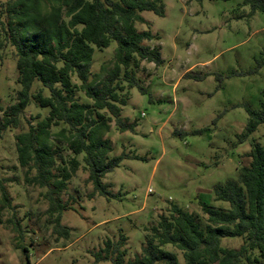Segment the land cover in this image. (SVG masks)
Here are the masks:
<instances>
[{
    "label": "rangeland",
    "instance_id": "374dc122",
    "mask_svg": "<svg viewBox=\"0 0 264 264\" xmlns=\"http://www.w3.org/2000/svg\"><path fill=\"white\" fill-rule=\"evenodd\" d=\"M163 3V15L138 10L144 21L135 22L139 32L153 33L144 44L157 46L163 58L161 64L142 62L137 75L147 91L131 87L121 106L122 116L135 129L120 131L112 120L108 133L111 155L126 156L103 177L108 196L92 194L94 186L83 167L73 175L60 195L71 207L62 216L68 236L54 231L48 187L26 182V169L18 160L16 134L36 125L48 109L31 103L22 126L0 139V185L13 206L1 207L0 264H114L112 259L96 261L94 255L108 239L127 249L128 262L141 253L147 229L171 204L205 220L200 201L229 207L215 199V185L238 179L252 141L264 145V122L240 142L249 119L247 106L259 110L264 97V11L251 13L244 0ZM116 45L95 47L91 78L105 75L103 65L113 58ZM17 77L16 60L7 49L0 60L4 107L16 100ZM78 96L87 100L83 92ZM63 153L69 155L66 147ZM1 194L0 188V206ZM13 213L22 223V235L8 221ZM242 242V236L221 239L225 247L237 248ZM164 248L183 261L180 250L171 244Z\"/></svg>",
    "mask_w": 264,
    "mask_h": 264
},
{
    "label": "trees",
    "instance_id": "16d2710c",
    "mask_svg": "<svg viewBox=\"0 0 264 264\" xmlns=\"http://www.w3.org/2000/svg\"><path fill=\"white\" fill-rule=\"evenodd\" d=\"M251 13L264 11V0H244ZM138 10L164 14L163 0H0V60L11 49L20 85L16 100L0 104V139L11 129L22 126L27 107L35 102L48 109L36 125L16 134L18 160L26 182L48 187V212L55 214L54 231L69 235L62 223L71 207L61 200L73 175L83 167L94 186V194L108 196L103 177L118 167L126 154L111 155L108 136L111 121L120 131L134 130L122 116L121 106L130 88L146 87L137 75L143 61L161 64L157 46L144 44L151 31L139 32L136 21H144ZM116 41L113 58L103 65L105 75H93L95 47L106 48ZM110 63V66H107ZM76 76L78 82L73 77ZM83 92L87 100L78 96ZM249 119L240 142L264 122V97L259 110L247 106ZM56 128V131H51ZM53 138V139H52ZM66 147L69 155L63 153ZM248 162L239 169L237 180L215 185L216 200L229 203L217 207L200 201L206 220L195 212L171 204L156 224L147 229L141 253L125 261L127 249L111 239L94 252L96 261L112 259L114 264H264V145L252 141L244 154ZM32 170L35 173L31 175ZM1 187V207H13ZM22 235L23 226L13 213L8 219ZM227 236H242L237 247L221 245ZM125 236L122 239L125 240ZM171 244L180 250L164 248Z\"/></svg>",
    "mask_w": 264,
    "mask_h": 264
},
{
    "label": "built area",
    "instance_id": "2783aa9c",
    "mask_svg": "<svg viewBox=\"0 0 264 264\" xmlns=\"http://www.w3.org/2000/svg\"><path fill=\"white\" fill-rule=\"evenodd\" d=\"M151 190V189H150Z\"/></svg>",
    "mask_w": 264,
    "mask_h": 264
}]
</instances>
